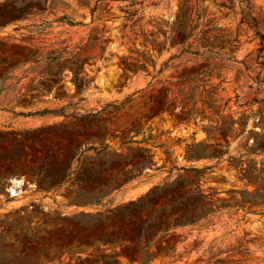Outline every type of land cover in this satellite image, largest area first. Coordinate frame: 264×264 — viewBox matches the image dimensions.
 <instances>
[{
    "label": "rangeland",
    "instance_id": "rangeland-1",
    "mask_svg": "<svg viewBox=\"0 0 264 264\" xmlns=\"http://www.w3.org/2000/svg\"><path fill=\"white\" fill-rule=\"evenodd\" d=\"M0 264H264V0H0Z\"/></svg>",
    "mask_w": 264,
    "mask_h": 264
},
{
    "label": "trees",
    "instance_id": "trees-1",
    "mask_svg": "<svg viewBox=\"0 0 264 264\" xmlns=\"http://www.w3.org/2000/svg\"><path fill=\"white\" fill-rule=\"evenodd\" d=\"M251 20H252V26H255V21H254V18L253 17H251ZM243 22H246V23H249L250 21L248 20L247 21V19H243L242 20ZM256 34L259 36V38L262 40V35L260 34V33H258V32H256Z\"/></svg>",
    "mask_w": 264,
    "mask_h": 264
}]
</instances>
